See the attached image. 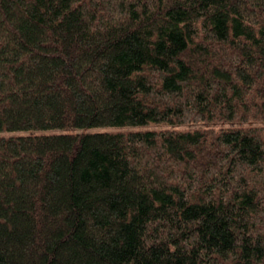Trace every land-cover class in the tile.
<instances>
[{"label": "trees", "instance_id": "trees-1", "mask_svg": "<svg viewBox=\"0 0 264 264\" xmlns=\"http://www.w3.org/2000/svg\"><path fill=\"white\" fill-rule=\"evenodd\" d=\"M0 264H264V0H0Z\"/></svg>", "mask_w": 264, "mask_h": 264}]
</instances>
